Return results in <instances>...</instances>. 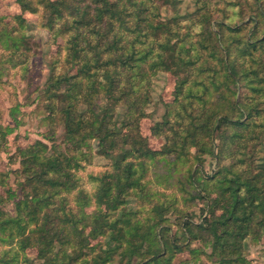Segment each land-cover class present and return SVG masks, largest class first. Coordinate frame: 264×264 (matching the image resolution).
I'll list each match as a JSON object with an SVG mask.
<instances>
[{
  "label": "trees",
  "instance_id": "trees-1",
  "mask_svg": "<svg viewBox=\"0 0 264 264\" xmlns=\"http://www.w3.org/2000/svg\"><path fill=\"white\" fill-rule=\"evenodd\" d=\"M17 1L23 11H42L51 38L62 39L41 98L62 122L68 146L37 140L19 149L23 197L14 215L0 209L12 255L19 260L35 247L42 264H112L116 256L124 264H250L247 240L264 233V0H191L185 13L178 12L183 0ZM163 7L174 14L164 17ZM0 41L24 44L9 31H0ZM159 71L175 85L151 127L164 137L154 150L141 120ZM9 131L0 127L1 138ZM92 140L113 164L92 177L97 208L78 218L65 208V194L79 188V154ZM167 154L199 166L205 155L217 158L212 176L190 175L206 200L214 194L198 222L176 206L180 216L171 222L168 201L144 193L145 158ZM136 191L146 203L132 211ZM99 237L97 249L91 239Z\"/></svg>",
  "mask_w": 264,
  "mask_h": 264
},
{
  "label": "rangeland",
  "instance_id": "rangeland-1",
  "mask_svg": "<svg viewBox=\"0 0 264 264\" xmlns=\"http://www.w3.org/2000/svg\"><path fill=\"white\" fill-rule=\"evenodd\" d=\"M192 8L191 0H183L178 12L185 13ZM173 14L172 8H162L164 17ZM20 16L24 19L22 27L19 25ZM42 22V11H23L17 0H0V31H9L12 36L22 35L24 38L20 48L0 41V127L10 128L3 138L0 135V209L9 215H14L15 202L23 197L19 149L28 148L37 140L47 143L50 149L56 145L65 150L68 146L62 122L47 109V101L41 98L42 89L52 71L51 61L57 55L58 44L62 43L61 38L58 42L51 38V33ZM69 71L74 72L75 69ZM174 85L175 77L169 72L159 71L151 77V98L145 105L147 116L141 120V132L154 150L161 148L164 137L152 134L151 127L162 119L164 103L173 100ZM124 105L121 102L116 107L115 119H122ZM83 154H79L80 167L77 169L79 188L84 190L82 195L90 199L81 198L82 195L77 194L79 188L65 194V208L78 218L82 217V211L92 213L97 208L93 194L98 184L92 177L101 176L113 164L112 158L98 153L94 140L91 141V148H83ZM145 161L147 170L143 180L147 189L144 193L151 192L156 198L168 201L171 209L167 217L171 222L176 223L180 216L174 206L183 209L194 221H200L212 204L214 194L211 193L210 202L206 200L196 183L191 182L190 175L212 176L218 169L217 158L205 155L202 166L194 159H177L174 154L157 155L153 159L145 158ZM145 203V195L136 191L129 196L127 205L135 211ZM83 231L92 235L93 228L83 224ZM1 237L5 235L0 232V264L43 263L35 247H30L25 255L20 251L17 260L12 255V245ZM103 240L104 237H99L91 239V242L99 249ZM198 245L194 243V246ZM9 249L11 252H7ZM186 256L188 254H181L176 260ZM246 256L250 264H264V233L259 241L247 240ZM201 259L208 262L206 257ZM112 264L124 263L116 256Z\"/></svg>",
  "mask_w": 264,
  "mask_h": 264
}]
</instances>
